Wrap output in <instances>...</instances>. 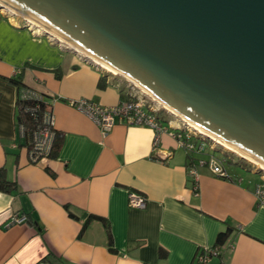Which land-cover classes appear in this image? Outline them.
I'll use <instances>...</instances> for the list:
<instances>
[{
	"label": "crops",
	"instance_id": "crops-1",
	"mask_svg": "<svg viewBox=\"0 0 264 264\" xmlns=\"http://www.w3.org/2000/svg\"><path fill=\"white\" fill-rule=\"evenodd\" d=\"M23 24L0 10V167L16 184L0 191V264H198V251L215 247L226 230L224 246L206 264H264L259 170V178L226 167L229 178L217 176L198 163L206 147L187 151L173 137L174 124L160 118L166 131L157 147L147 125L116 118L104 133L70 101L116 106L130 95L122 78ZM21 70L22 83L50 102L62 136L57 155L35 163L10 82ZM160 151L171 155L159 160ZM130 192L144 196L146 207H130ZM13 215L27 222L12 224Z\"/></svg>",
	"mask_w": 264,
	"mask_h": 264
},
{
	"label": "water",
	"instance_id": "water-1",
	"mask_svg": "<svg viewBox=\"0 0 264 264\" xmlns=\"http://www.w3.org/2000/svg\"><path fill=\"white\" fill-rule=\"evenodd\" d=\"M0 10L264 165V0H0Z\"/></svg>",
	"mask_w": 264,
	"mask_h": 264
},
{
	"label": "built area",
	"instance_id": "built-area-1",
	"mask_svg": "<svg viewBox=\"0 0 264 264\" xmlns=\"http://www.w3.org/2000/svg\"><path fill=\"white\" fill-rule=\"evenodd\" d=\"M127 82L129 83L128 87L131 89V99L121 102L116 106H101L93 104L84 98L71 100L70 104L77 110L86 114L104 133H107L112 129L116 118L125 120L129 125H147L156 132L153 145L154 147H157L160 133L166 130L161 125L155 107L148 102L150 101L151 103H154L153 98L134 84L129 81ZM25 96L41 98L39 94L32 91L26 92ZM157 107L162 109L159 105H157ZM41 116L43 125L34 130L31 138L32 149L28 153L30 161L34 163L40 161L44 158L43 156L48 154L54 135V114L51 108L49 107L45 109ZM174 126L175 131L173 137H176L179 145L189 152L195 151L199 154H203L204 148L208 142H211V144L209 143L208 145L214 149L220 148L226 152L229 151L226 148L219 146V144L210 137L198 134L183 121L177 122ZM21 132L23 134L22 127ZM170 155V152L160 151L158 152V159L164 161ZM198 163L200 165L207 164L211 171L219 177L229 178V174L223 163L213 156H210L208 159L199 158ZM255 166L257 170L260 171L263 181L257 186L254 195L257 204L264 206V171L260 166ZM128 204L130 207L143 209L146 207V198L138 193L130 192L128 194ZM26 222V217L22 215H13L11 219L12 224H24ZM218 252L219 250L215 247H203L198 251L196 261L198 264H206L213 256H216Z\"/></svg>",
	"mask_w": 264,
	"mask_h": 264
},
{
	"label": "trees",
	"instance_id": "trees-1",
	"mask_svg": "<svg viewBox=\"0 0 264 264\" xmlns=\"http://www.w3.org/2000/svg\"><path fill=\"white\" fill-rule=\"evenodd\" d=\"M56 77H60L59 69L55 70ZM23 72L19 73L17 77L10 78V82L16 86V119L19 125L23 128V136L26 139L25 145L27 146L28 153L32 149L31 138L34 130L38 127L40 128L43 125L42 113L45 109L50 107V102L47 101V98L44 95H41V98L27 97L25 96L26 92L30 91L22 83ZM102 84H100L101 86ZM32 91V90H31ZM33 92V91H32ZM131 99V95L128 96L127 100ZM159 118V117H158ZM62 143V136L54 129V135L50 145L48 154L45 157H55ZM16 189V184L14 181L8 179L6 175V168L4 166L0 167V191L2 192H11ZM97 218L96 216L91 217ZM89 219V220H90ZM230 230L221 231L217 234L215 247L220 249L224 246ZM111 245V243H110Z\"/></svg>",
	"mask_w": 264,
	"mask_h": 264
},
{
	"label": "rangeland",
	"instance_id": "rangeland-1",
	"mask_svg": "<svg viewBox=\"0 0 264 264\" xmlns=\"http://www.w3.org/2000/svg\"><path fill=\"white\" fill-rule=\"evenodd\" d=\"M6 15L8 16L7 13H6ZM26 27L28 29H30L36 35H43L39 31V29L37 27H32V26H26ZM45 37H47V36L45 35ZM99 70H101V69H99ZM104 72H107V70L104 71ZM107 73H109V74H111L112 76H115V77L117 76V75L113 74L110 71L107 72ZM121 82L124 83L125 86H127V87L129 86L128 85L129 83L126 80L125 81L124 80L123 81L121 80ZM127 89L129 91H131V89L129 87ZM148 102L155 107V110L157 111V116L162 120L164 126L170 127V125L176 124L177 122H179V120L176 119L174 116H172L168 112L164 111L163 109L158 108L156 104L151 103L150 101H148ZM209 143L211 144V142H208V144ZM208 144H206L207 154L206 155H203V157H205L206 159H208L210 156H213L214 158L220 160L223 163V165L226 168H228L229 170H237V171L241 172L242 174H247V175L253 176L255 178H259V174L258 173L257 174H254L253 173V170L255 168V166L253 164L245 161L244 159H241L235 153L233 154L230 151H227L226 152L225 150H222L220 148H215L214 149V148L210 147ZM219 146H221V145H219Z\"/></svg>",
	"mask_w": 264,
	"mask_h": 264
},
{
	"label": "bare ground",
	"instance_id": "bare-ground-1",
	"mask_svg": "<svg viewBox=\"0 0 264 264\" xmlns=\"http://www.w3.org/2000/svg\"><path fill=\"white\" fill-rule=\"evenodd\" d=\"M32 27H38L40 30L39 31H47L46 29H44L43 27H40L39 25H37L35 22H31L30 23ZM53 38L55 39H59L57 38L55 35L52 36ZM59 41L63 44V45H66L68 47H70L71 49H74L76 50L79 54L81 55H85L83 52H81L80 50H78L77 48L69 45L68 43H66L64 40L62 39H59ZM91 60L92 62H94L95 64H97L98 66H100L101 68H104L105 70L107 71H110L112 73H115L117 74V72L107 66H105L104 64L100 63L99 61L93 59L92 57L89 59ZM158 105L161 106V104L159 103ZM163 107V106H162ZM182 119V121L187 125L189 126L191 129H193L194 131H196L198 134L200 135H205L206 137H210L212 140H214L216 143H218L219 145H221L222 147L230 150V151H233L234 153L240 155V156H243L245 157L246 159H248L249 161L253 162V163H256L257 165H259L261 167V169H263L264 171V165L260 164L259 162L255 161L252 157L248 156L247 154H245L244 152L240 151L239 149L229 145L228 143H226L225 141H222L220 139H218L217 137L213 136L212 134L208 133L207 131L203 130L202 128H200L199 126L195 125L194 123L190 122V121H187L186 119L180 117Z\"/></svg>",
	"mask_w": 264,
	"mask_h": 264
},
{
	"label": "clouds",
	"instance_id": "clouds-1",
	"mask_svg": "<svg viewBox=\"0 0 264 264\" xmlns=\"http://www.w3.org/2000/svg\"><path fill=\"white\" fill-rule=\"evenodd\" d=\"M118 76V75H117ZM121 77V76H120ZM122 78V77H121ZM122 80H126V79H124V78H122ZM163 109V108H162ZM164 110V109H163ZM165 111V110H164ZM167 112V111H166ZM170 114V113H169ZM173 116V115H172ZM234 154V153H233ZM238 156V155H237ZM240 157V156H239ZM241 159H244V158H242V157H240ZM245 161H247V162H249V163H251V164H253L254 166L255 165H257V164H255V163H253V162H251V161H248V160H246V159H244ZM259 166V165H258ZM255 168H256V166H255ZM257 169V168H256Z\"/></svg>",
	"mask_w": 264,
	"mask_h": 264
}]
</instances>
